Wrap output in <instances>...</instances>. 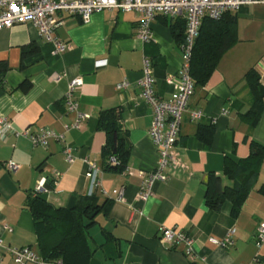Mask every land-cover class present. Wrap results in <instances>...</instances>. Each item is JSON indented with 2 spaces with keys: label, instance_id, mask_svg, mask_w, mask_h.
I'll return each instance as SVG.
<instances>
[{
  "label": "crops",
  "instance_id": "0c3cea01",
  "mask_svg": "<svg viewBox=\"0 0 264 264\" xmlns=\"http://www.w3.org/2000/svg\"><path fill=\"white\" fill-rule=\"evenodd\" d=\"M259 5L264 4L237 12L238 41L224 53L208 82L195 85L176 142L178 166L168 169L166 181L154 184V195L146 202L139 199L141 184L144 174L157 167L159 154L149 134L153 110L141 96L138 80L143 75V59L149 56L156 94L163 99L173 95L167 77L179 71L182 49L170 27L171 19L157 14L153 38L143 41L138 36V12L107 9L94 12L88 21L67 15L56 34L70 47L58 55L31 22L0 29V115L11 120L15 129L6 137L0 134V264H18L8 247L28 246L42 259L47 254L39 244L28 205L41 185L46 189L41 193L55 207L72 208L86 196L109 204L86 230L89 252L83 262L56 257L44 258L42 264H264V245L258 247L254 241L264 222V195L258 191L264 184V162L236 218L231 201L220 209L206 203L210 173L220 175L224 185L232 184L224 175L226 157H247L252 140L264 144V108L255 127L242 118L252 103L247 72L257 70L264 85V39L256 40L250 25L244 23ZM54 73L62 74L61 80L55 81ZM79 76L84 84L74 96L79 109L90 116L80 128L67 129L75 113L67 109L64 97L69 81ZM123 80L130 85L119 90L117 84ZM118 107L131 145L122 172L104 168L107 136L97 126L102 109ZM197 111L201 117L194 118L192 112ZM45 127L54 133L47 146H34L27 135L17 134ZM201 132L212 134L209 145ZM66 144L77 158L72 163L64 153ZM84 157L103 168L97 187L86 176L89 167ZM8 160L20 167L8 171L4 164ZM115 189L124 190V201L115 200ZM162 225L194 238L195 259L185 254L184 245L169 247L159 241ZM231 227L237 229L233 246L209 241L210 237L223 238Z\"/></svg>",
  "mask_w": 264,
  "mask_h": 264
},
{
  "label": "built area",
  "instance_id": "2783aa9c",
  "mask_svg": "<svg viewBox=\"0 0 264 264\" xmlns=\"http://www.w3.org/2000/svg\"><path fill=\"white\" fill-rule=\"evenodd\" d=\"M252 4H264V0H0V29L12 27L18 23L31 22L38 28L41 37L53 44V54L58 55L70 47L56 34V29L64 24L67 15H79L83 21H88L94 12L107 9L138 12L140 14L138 36L143 41H150L153 38L152 23L157 14H162L173 21L176 19L185 21V37L180 44L182 63L177 73L167 77V82L174 88L173 95L168 99H163L156 94L153 66L149 56H145L143 59V75L138 80L141 88L140 94L153 110L149 134L159 154L157 167L144 174L141 184L139 199L146 202L154 195V184L157 181H166L170 177L168 169L178 166L179 163L175 147L184 114L188 109L190 98L195 92V82L190 68L194 46L199 37L203 19L205 17L219 18L227 11L238 12L243 7ZM62 77L63 75L60 73L53 74L55 81L61 80ZM83 84V79L80 76L71 79L68 83L64 103L69 111L75 113V120L66 124L67 129L80 128L82 122L90 116L79 109V101L74 96L76 89ZM129 85L130 81L123 80L117 84V88L119 90L127 89ZM201 114L198 111L192 112L194 118L201 117ZM10 132H15L12 121L0 115V134L2 137H6ZM17 134L27 135L34 146H47L48 138L54 135L48 127L34 133L25 131ZM72 150L73 148L69 144L65 145L64 153L70 163L77 159ZM82 161L88 164L86 176L91 184L95 187L99 186L103 168L96 161L86 157L82 158ZM109 161L112 165L119 163L115 156H112ZM4 164L10 172L16 171L20 167L13 160H8ZM45 190L41 185L37 188L36 193ZM114 195L118 202L125 199L123 189H115ZM236 231L235 227H231L223 238L210 237L209 241L214 245L231 247L235 244ZM159 241L169 247L182 244L185 247V254L191 259H195L194 238L186 231L162 225L159 230ZM254 241L258 247L264 245V222L258 226ZM0 245H3L1 238ZM8 251L18 264L25 262L42 264L45 262L28 246L8 247Z\"/></svg>",
  "mask_w": 264,
  "mask_h": 264
},
{
  "label": "trees",
  "instance_id": "16d2710c",
  "mask_svg": "<svg viewBox=\"0 0 264 264\" xmlns=\"http://www.w3.org/2000/svg\"><path fill=\"white\" fill-rule=\"evenodd\" d=\"M238 22V13L232 11L225 12L219 18L203 19L191 59L190 71L195 85L202 86L208 82L224 53L238 41ZM170 27L181 44L185 37V21L171 20ZM246 79L252 103L242 118L251 127H255L264 108V85L260 81V73L255 69L247 72ZM122 118L119 107L102 109L97 118L98 128L104 130L107 136L102 151L104 168L119 172L126 168L131 155V145L122 129ZM211 135L210 132L208 135L201 132L208 145L211 143ZM250 148L247 157H226L224 175L232 184L224 185L220 175L210 173L206 181V203L209 208L220 209L229 200L232 202V216L236 218L239 215L249 193L258 182L264 162V144L252 140ZM112 156L119 160L117 165L110 164ZM258 191L264 195V184ZM107 202H101L96 196H86L80 198L72 208H60L50 203L41 192L31 196L28 205L34 217L39 244L43 253H47L44 258L49 260L63 257L83 262L89 252L86 230L94 223L95 216L109 206Z\"/></svg>",
  "mask_w": 264,
  "mask_h": 264
},
{
  "label": "rangeland",
  "instance_id": "374dc122",
  "mask_svg": "<svg viewBox=\"0 0 264 264\" xmlns=\"http://www.w3.org/2000/svg\"><path fill=\"white\" fill-rule=\"evenodd\" d=\"M254 13L249 16L247 23L251 27V32L256 36V40L264 39V5L255 6Z\"/></svg>",
  "mask_w": 264,
  "mask_h": 264
}]
</instances>
